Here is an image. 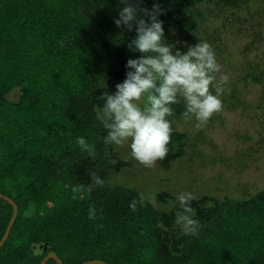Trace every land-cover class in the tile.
Listing matches in <instances>:
<instances>
[{
    "label": "trees",
    "instance_id": "16d2710c",
    "mask_svg": "<svg viewBox=\"0 0 264 264\" xmlns=\"http://www.w3.org/2000/svg\"><path fill=\"white\" fill-rule=\"evenodd\" d=\"M159 2L166 10L160 17L165 36L181 51L204 41L214 51H224L220 35L205 27L214 16L229 14L232 22L246 26L239 30L249 39L244 52L260 50L261 57L243 62L242 78L235 77L234 85H225L230 93L222 97L223 108L241 109L258 121L262 116L259 110L264 112V0ZM118 3L119 0H0V170L7 168L0 171V192L14 198L19 208L0 249V264H40L50 252L63 264L95 260L108 264H264V188L254 195L245 192L242 196L218 198L207 191L195 197L191 206L201 227L197 235H188L175 224L177 197L166 189L151 191L148 181L143 178L141 182L142 177L133 180L126 170L133 171L132 176L139 172L143 177L145 170L122 156L119 146L104 144L102 97L115 91V85L125 79L127 60L138 55L129 52L123 42L133 38L134 33L124 37L113 23ZM152 3L145 0L144 6L150 9ZM96 63H102L103 73L95 72ZM241 81L258 86L260 98L250 101L248 94L236 86ZM13 91L18 93L16 100L10 99ZM173 108L174 115L169 118L172 128L174 120H184L183 103ZM219 119L221 111L207 124ZM34 122L46 136L63 127L71 130L69 140L83 136L95 145L96 157L81 156L73 169L75 184L63 169L60 178L51 183V191L42 187V193L37 194L26 187L35 174L42 176L48 168L37 165L34 168L38 169H31L24 154L25 148L38 144V136L18 129ZM201 128L173 129L169 153L162 160L167 169L177 161L192 169L230 160L226 154L216 153L214 146H204L207 136L211 137ZM259 135L264 144V129ZM207 147L214 153L205 152ZM257 152L241 151L239 158L236 152L233 159L238 165L233 166L249 167ZM35 157L37 162L42 159L41 154ZM11 162L20 166H12ZM93 173L104 179L102 187L93 183ZM111 188L132 197L127 200ZM70 195L82 201L95 198L92 203L99 210L97 219L88 218V209L73 212L72 218L65 213L53 214L60 198L70 199ZM133 199L138 202L135 212L129 208ZM0 200L4 203L0 205L1 242L13 207ZM42 244L43 248H37ZM45 264L57 262L50 259Z\"/></svg>",
    "mask_w": 264,
    "mask_h": 264
},
{
    "label": "clouds",
    "instance_id": "9594fccd",
    "mask_svg": "<svg viewBox=\"0 0 264 264\" xmlns=\"http://www.w3.org/2000/svg\"><path fill=\"white\" fill-rule=\"evenodd\" d=\"M144 5L145 0H119L117 5L118 15L113 23L124 37L126 33H134L133 38L123 42L129 52L138 55L127 60L125 79L115 85V91L102 97L101 121L106 130L105 145L126 144L136 161L152 167L169 153L173 105L182 102L184 120H195V126L200 128L222 110V97L230 89L225 87L229 77L222 74V65L208 42H198L181 51L165 36L160 17L166 10L159 0H153L150 9ZM75 144L89 157H96L95 145L83 136L77 137ZM91 179L96 186L105 183L95 173ZM194 198L191 192L179 193V209L175 213V224L193 236L201 227L191 206ZM143 202L141 197L139 204L142 206ZM137 203L132 200L131 211H136ZM98 211L94 205L90 206L88 218L96 220Z\"/></svg>",
    "mask_w": 264,
    "mask_h": 264
},
{
    "label": "rangeland",
    "instance_id": "374dc122",
    "mask_svg": "<svg viewBox=\"0 0 264 264\" xmlns=\"http://www.w3.org/2000/svg\"><path fill=\"white\" fill-rule=\"evenodd\" d=\"M258 18L260 17L258 16ZM205 27L210 33L216 31L222 39V44L225 49L222 53L215 51L216 58L222 65V74H226L229 77V81L226 85H234V81L237 80L235 77L238 79L242 78L245 73L243 70V62L252 58L261 57V51L252 49L244 52V47L246 43L249 42V39L246 35L242 34L243 32L239 33V30L241 27L244 28L246 26L240 24L238 21L232 22L229 14L214 16L205 24ZM96 68L95 72L103 73L102 63H96ZM93 79L94 81L95 79L97 80L94 74ZM236 86L243 89L244 94H248V99L250 101L260 98V90L258 86L252 83L246 84L244 81L237 83ZM17 98L18 93L13 91L10 95V99L16 100ZM259 111L262 116H259V120L257 121L247 117L246 114H244L245 112L241 111V109L231 111L223 108L221 110V119L213 122L212 124H206L202 128L200 127L201 129L206 130V133L212 138L211 139L207 136V143L203 141L204 146L208 144L214 146L216 153L226 154L230 157V160L232 159V162L229 160L230 162H220L206 168L200 166L191 169L190 167L186 168L182 162L177 161L172 163V166L167 169L163 161L159 160L152 167H145L131 156V150L125 144L118 147L121 155L134 161V163H137L140 168L145 170L146 173L143 177L139 176V172L138 174L132 176L133 171L130 169L125 172H130L131 178L135 181L138 177H142V179L140 178L142 182L144 178L148 181V189L151 191L166 189L173 193L176 197L181 192H191L194 197H200L207 191L211 192L213 196L218 198H224L228 195L242 196L245 192L254 195L258 190L264 188V144H262L263 142L259 135L260 130L264 129V112L263 110ZM173 124L175 125L173 129L178 128L179 130H187L192 126H195L196 121L192 120L186 122L183 120L180 122L174 120ZM79 126L83 127L82 124ZM38 128L39 123L34 122L32 124L27 123V125L19 127L18 129L20 131L24 129L30 132H35L38 136V144L28 150L26 148L24 149V154L31 165L30 168L36 170L38 168L34 167L37 165H44L48 167L46 169V174H43L42 176L40 174H35L34 180L29 182L26 187L30 186L37 194L42 193V187L51 191V183L60 178V173L63 169L65 170V174L69 181L75 184V182L72 181L73 169L76 164L82 160L80 157L87 155V153L80 151L79 147L75 144V138L73 141L68 139V137H71V130L69 132L67 131V128L65 129L62 127L61 130L57 129L46 136L39 132ZM60 133L63 134L61 135ZM241 151H250L251 154L258 151L255 154V161L251 162L249 167L245 169L241 168V166H233L234 164L238 165V163H236L237 161L233 159L234 155H236L235 153L237 152V157L239 158L242 156ZM205 152L209 155L214 153L210 147H207ZM39 154H41L42 159L40 162H37L35 160V155ZM66 162H70L68 167L64 166ZM14 164L18 165L16 163ZM10 165H12V162ZM4 167L5 166L1 168V172L7 169ZM0 175L2 174L0 173ZM126 175L127 174L125 173L123 177ZM111 190L117 191L127 200L132 197L127 195V192H123L118 189L116 190L115 188H111ZM5 192L8 193L7 191ZM0 193L4 196L8 195L2 192ZM11 195L15 196V194ZM105 199H109V193L105 195ZM13 200L15 199L13 198ZM94 200L95 198H92V196L84 201L73 195H70V199L69 197L60 198V200L55 204L53 214L65 213L67 216L72 218V215L70 214L73 212L75 213L76 211L86 212V210L93 205L92 201ZM1 202L4 205L2 200H0V205H2ZM43 247L44 244L37 246V248L40 249ZM42 250H39V252ZM39 252L37 254H40ZM51 253L53 252H50L49 254ZM47 256L43 258L40 264L43 263ZM161 262L162 260L159 259V263Z\"/></svg>",
    "mask_w": 264,
    "mask_h": 264
},
{
    "label": "water",
    "instance_id": "95a60500",
    "mask_svg": "<svg viewBox=\"0 0 264 264\" xmlns=\"http://www.w3.org/2000/svg\"><path fill=\"white\" fill-rule=\"evenodd\" d=\"M0 199H3L4 201H6L7 203H9L13 207V210H12L13 211L12 218L10 220V223H9L8 227H7V230L5 232V235L3 236V238H2V240L0 242V249H1L2 246L5 244L8 236H9V234L11 232V229H12V227H13V225H14L17 217H18V213H19L18 210L19 209H18L17 204L11 198L6 197V196H4L1 193H0ZM50 259H54L55 261H57L58 264H63V261L60 258H58V256L55 253L49 254L46 257V259L43 261L42 264H45ZM83 264H108V263H106L104 261H101V260H95V261L85 262Z\"/></svg>",
    "mask_w": 264,
    "mask_h": 264
}]
</instances>
